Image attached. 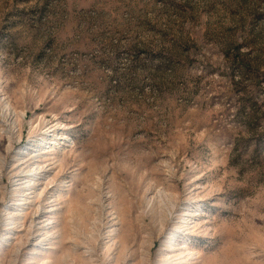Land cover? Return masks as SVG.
I'll use <instances>...</instances> for the list:
<instances>
[{"label": "rangeland", "instance_id": "374dc122", "mask_svg": "<svg viewBox=\"0 0 264 264\" xmlns=\"http://www.w3.org/2000/svg\"><path fill=\"white\" fill-rule=\"evenodd\" d=\"M0 264H264V0H0Z\"/></svg>", "mask_w": 264, "mask_h": 264}, {"label": "bare ground", "instance_id": "6f19581e", "mask_svg": "<svg viewBox=\"0 0 264 264\" xmlns=\"http://www.w3.org/2000/svg\"><path fill=\"white\" fill-rule=\"evenodd\" d=\"M21 205H24V204H21ZM38 225H39V224H38ZM33 226H34V225H33ZM45 228H46V227H44V226L42 227V226H41L40 228H37L36 230H37V231H38V230L41 231V230H45ZM32 230H34V229H33V228H30V230H29L30 234H31V231H32ZM36 230H35V231H36ZM6 239H10V238H6Z\"/></svg>", "mask_w": 264, "mask_h": 264}]
</instances>
